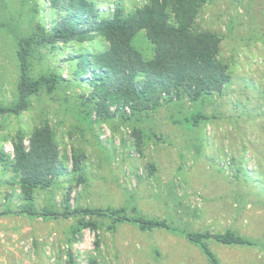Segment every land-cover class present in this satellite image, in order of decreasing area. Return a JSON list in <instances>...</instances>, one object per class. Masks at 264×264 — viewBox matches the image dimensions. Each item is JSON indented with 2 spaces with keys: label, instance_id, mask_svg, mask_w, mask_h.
<instances>
[{
  "label": "rangeland",
  "instance_id": "obj_1",
  "mask_svg": "<svg viewBox=\"0 0 264 264\" xmlns=\"http://www.w3.org/2000/svg\"><path fill=\"white\" fill-rule=\"evenodd\" d=\"M118 1L131 10L147 0L98 3L105 9ZM5 16L28 30L32 19L49 27L57 14L49 0H0L1 107L17 102L20 75ZM193 29L219 38L217 57L229 75L222 90L196 101L162 99L135 115L110 107V117L99 116L87 99L91 87L74 79V63L64 59L71 47L39 48L32 76L53 71L68 82L43 88L19 113L1 112L0 150L11 160L15 134L22 132L28 144L33 129L48 123L64 170L49 187L35 189V214H29L21 212L28 204L9 159H0V264H67L69 252L77 264H210L183 235L163 228L86 215L98 227L77 230L78 216H62L76 207L121 208V216L164 220L191 232L232 230L255 243L209 238L219 263L264 264V0H206ZM135 45L152 56L143 31ZM73 153L83 154L77 172Z\"/></svg>",
  "mask_w": 264,
  "mask_h": 264
},
{
  "label": "trees",
  "instance_id": "obj_2",
  "mask_svg": "<svg viewBox=\"0 0 264 264\" xmlns=\"http://www.w3.org/2000/svg\"><path fill=\"white\" fill-rule=\"evenodd\" d=\"M205 1L147 0L139 7L126 10L121 1L112 8L102 9L98 0H49L57 17L49 27L34 18L28 30H21L17 21L5 16L2 27L12 32L16 40L15 54L20 75L17 102L0 106V113H19L28 108L29 98L43 88L52 90L58 84L68 82L53 71L37 76L31 74L39 48L58 44L71 47L64 59L74 63V79L91 87L87 99L93 101L99 116L110 117V107L122 113L127 107L135 115L156 109L162 99L180 103L186 95L190 101H196L204 95L221 91L229 75L227 66L217 57L219 38L211 32L193 29L196 15ZM140 31L152 44L153 54L149 58L135 45ZM198 117L192 116L193 121H198ZM27 139L28 144H25V136L17 132L12 140V159L1 150L0 159H9L17 175L22 198L28 204L21 212L35 214L31 203L35 189L49 187L64 168L55 134L48 123L35 127ZM82 157L83 154L73 153V172L81 170ZM121 210L66 208L62 216H78L77 230L98 227V223L92 218L86 219V215H111L118 220L136 223L142 230H170L196 245L210 264L220 263L207 243L209 238L228 245L255 243L232 230L214 233L185 231L164 220L121 216L118 214ZM43 214L59 213L46 210ZM67 264H77L71 252ZM92 264H96L95 261Z\"/></svg>",
  "mask_w": 264,
  "mask_h": 264
}]
</instances>
